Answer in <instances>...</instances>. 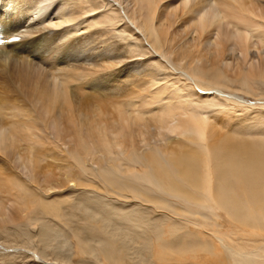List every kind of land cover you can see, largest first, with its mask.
I'll list each match as a JSON object with an SVG mask.
<instances>
[{"label": "bare ground", "instance_id": "1", "mask_svg": "<svg viewBox=\"0 0 264 264\" xmlns=\"http://www.w3.org/2000/svg\"><path fill=\"white\" fill-rule=\"evenodd\" d=\"M135 1L0 0V228L14 207L17 224L56 216L102 264H200L199 252L216 264H264V112L247 116L242 134L219 122L236 112L223 107L238 100L234 80L264 95V62L241 61L255 48L264 55V0ZM70 184L183 225L170 222L167 238L137 209L116 208V224L99 202L97 212L52 198ZM221 211L258 237L224 232ZM49 224L45 247L62 237Z\"/></svg>", "mask_w": 264, "mask_h": 264}, {"label": "rangeland", "instance_id": "2", "mask_svg": "<svg viewBox=\"0 0 264 264\" xmlns=\"http://www.w3.org/2000/svg\"><path fill=\"white\" fill-rule=\"evenodd\" d=\"M132 3H130L131 6H133L136 1L131 0ZM135 2V3H133ZM162 6V5H161ZM109 9H112L111 6H108ZM116 28V27H115ZM260 48H255L256 56L253 57L251 54H243L241 61L242 64L245 65L248 63H255V67H260V65H263L264 62V55L263 51L260 50ZM239 51V50H238ZM238 56L241 57L240 51L238 52ZM132 59L131 61H137V60H147L144 59L143 56H136L135 53H132ZM260 57V58H259ZM259 58V59H258ZM248 63V64H249ZM261 63V64H259ZM178 70L179 67L177 68ZM4 80L3 76H0V85L2 84V81ZM261 88H264V84H260ZM231 92H234L233 94H236L238 97V100H244L239 103L238 100L236 102L234 100H230L227 103L223 104V107L228 108L230 107V110H235L236 112H232L230 116L221 117L219 119V122L224 125L225 130L228 134V136H231L233 133H239L236 130L241 127L244 121H246V117L251 115L252 113L256 112H264V95L262 96H255L253 94L249 93H243L239 85L235 83V80L230 85ZM225 92H230L227 89H224ZM9 97L10 99H13L16 97V94L13 90V88L10 89ZM236 97V98H237ZM257 97V98H256ZM260 98V99H259ZM237 103V104H235ZM236 105L234 107V105ZM241 105V106H240ZM224 113V110H222V113ZM264 121V120H263ZM262 132H264V126L262 127ZM249 130H255L254 126H250L248 129H245L243 131L247 132ZM258 131V129H256ZM242 134V133H239ZM170 137V136H169ZM59 163V161H57ZM88 192V193H87ZM105 193V192H103ZM55 194H62L64 196L70 195L72 198L71 201H81L84 205H87L93 209H95L97 212L99 209H96L97 202L101 203L102 205L99 207H104V212H102L103 215H106L107 217H111L112 220L109 222H113L116 224H120L122 219L121 213H117L116 208L119 209H125V208H132L133 210H139L141 212V216L143 219L146 218V220L149 222V225L152 229L157 228L160 229V231L165 233V236L167 238H170V230L171 228L168 227V224L170 222H178V225H183L179 219L173 216V220L171 218H167L165 216H170V213L163 210H157L153 205H146L141 204V206L136 205L133 201V199H122L117 196L107 195L105 196L106 202L103 201H96L95 195L104 196L103 194L96 193L92 191L91 189H83L76 186H67L65 188H62L59 192H53L51 193L52 198L57 199V195ZM87 195V196H86ZM41 196H44L41 194ZM47 198V197H46ZM74 200V201H73ZM70 201V202H71ZM71 202V203H72ZM69 205H65V208H67ZM70 207V206H69ZM11 210L9 213L13 215L14 221L12 220V223L7 221V218H10V214L8 217L3 220L6 224L2 228H0V264H88L95 263V264H102L101 262L95 261V259L91 256H88L87 254H82L79 250V246L77 244V239L71 229L65 225L64 222H62L59 218L56 216L49 214V215H43L41 217L42 220L35 223H21L17 224L19 222H22L23 219H21V215L14 207L10 208ZM185 214V213H184ZM219 220L223 224V231L229 232L232 228H238V230H241V232L245 234H249L251 238L258 237V232H249L247 229H245L243 226H241L240 223L235 222L231 219L230 216H228L224 211L219 212ZM194 222H202L204 218L201 216L191 217ZM16 220V221H15ZM48 222L49 225L52 227H56L55 230H58L61 232L62 237L60 241H56L52 243V247L48 246L45 247L40 242V230L43 223ZM124 222V221H123ZM125 223V222H124ZM17 224V225H16ZM240 224V225H239ZM6 225V226H5ZM20 225V226H19ZM188 230L191 232H199L194 225L189 223ZM7 228H9L8 232L6 231ZM58 228V229H57ZM6 229V230H5ZM147 227L144 229L146 230ZM186 230V229H185ZM143 231V229L139 230ZM181 233H177L178 235H183L184 229L180 231ZM27 234L26 236H24ZM30 234V235H29ZM161 236V234H160ZM29 237V238H28ZM237 237V236H236ZM178 239V238H177ZM28 243V244H27ZM59 245V249H61V254H55L53 249H55L57 244ZM57 245V246H58ZM55 246V247H54ZM62 246V247H61ZM153 248L151 251V254L153 256H157V253L159 251V242L158 240H155L153 238ZM64 253V255H62ZM81 255V256H80ZM84 255V256H83ZM83 261H82V260ZM153 260L155 261L154 264H162L159 260H157L155 257H153ZM198 261L200 264H216L214 256H209L205 252H199L198 254ZM68 261V262H66ZM196 262V261H195Z\"/></svg>", "mask_w": 264, "mask_h": 264}, {"label": "snow or ice", "instance_id": "3", "mask_svg": "<svg viewBox=\"0 0 264 264\" xmlns=\"http://www.w3.org/2000/svg\"><path fill=\"white\" fill-rule=\"evenodd\" d=\"M14 38H17L18 39V37H14Z\"/></svg>", "mask_w": 264, "mask_h": 264}]
</instances>
